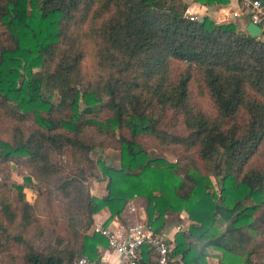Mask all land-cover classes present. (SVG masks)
Here are the masks:
<instances>
[{
	"label": "trees",
	"instance_id": "16d2710c",
	"mask_svg": "<svg viewBox=\"0 0 264 264\" xmlns=\"http://www.w3.org/2000/svg\"><path fill=\"white\" fill-rule=\"evenodd\" d=\"M186 8L182 0H0V116L17 124L9 141L0 139V163L50 177L57 170L49 153L66 147L76 163L77 155L84 161L86 169L73 167L80 175L104 182L100 197L80 193L63 231L43 250L25 237L39 222L34 204L21 189L16 207L1 197V219L15 233L5 232L0 255L14 243L20 264L97 260L106 240L92 231V214L106 208L108 222L133 196L157 232L167 213H186L190 224L174 233L170 264H208L209 245L248 264L264 246V42L233 21L189 20ZM87 54L98 72L91 80L82 70ZM171 62L184 65L175 80ZM192 71L212 115L189 101ZM166 111L184 135L159 128ZM25 122L35 127L23 133ZM88 127L116 141L117 165L88 155L94 145L80 136ZM143 137L192 151L198 161L150 157ZM259 155L263 163L255 165ZM250 230L263 239L247 249ZM138 264H156L148 247Z\"/></svg>",
	"mask_w": 264,
	"mask_h": 264
},
{
	"label": "rangeland",
	"instance_id": "374dc122",
	"mask_svg": "<svg viewBox=\"0 0 264 264\" xmlns=\"http://www.w3.org/2000/svg\"><path fill=\"white\" fill-rule=\"evenodd\" d=\"M220 22H222V20ZM183 69V64L171 62L169 66L170 79L175 80ZM37 70L38 69H34V71ZM82 70L88 80L93 79L98 73L89 54L82 60ZM188 95L189 101L194 107L203 110L208 115L213 114L211 101L206 95L198 75L193 71L191 72V78L188 82ZM57 98V96L53 95L52 99L56 101ZM82 107L83 104L80 102L79 108L81 109ZM171 114V111H166L164 113L163 122L159 125V128H165L169 132L184 135L185 130L180 121H178L179 119H173ZM104 115V113H101V118L104 117ZM15 125L10 119L0 116V139L9 141L12 134V127ZM18 126L22 129L23 133L35 127L30 122L21 123ZM80 136L84 141L89 139L90 143L94 145L93 150L88 154L92 159L101 157L108 165H117L118 152L115 140L108 139V137L99 134L93 127L85 128ZM141 140L144 149L150 157L163 156L169 161H181L184 160V157H187L194 161H198L196 155L192 151L185 152L180 147L174 145H159L150 137H143ZM69 152V149L65 147L60 153L53 151L49 153L50 160L57 170L50 177L38 176L31 168H27L22 163H0V198L5 197L13 207H16L18 190H22L26 200L35 197L30 203L34 204V213L39 222L37 221L36 225H32L28 229V233L25 237L34 244L37 250H43L48 245L53 246L55 237L59 232L63 231L62 228L65 226V219L73 214L76 208V201H79L78 197L80 193L83 198L87 192L92 195L90 190L93 186L100 189L103 188V184L99 183L100 181L93 178H86L85 174L80 175L79 172L73 168L76 165L86 169V165L78 155L76 156L78 159L76 163L69 155ZM252 162H254L255 165H261L263 163L262 156L259 155L255 157ZM216 167H218V161L214 162L213 168L215 169ZM71 180H74V182ZM212 181L214 183L213 178ZM214 185L216 188V184ZM93 191H95L94 188ZM95 192H93V194H95ZM135 204L143 205L139 198L136 200ZM255 215L258 216L259 212L255 213ZM5 232L12 235L15 233V230L5 225V222L0 216V242H7V239L4 237ZM248 233L251 236V241L247 249H250L263 239V236L256 232L250 230ZM13 244L14 243L9 244V251L7 253L0 255V264L21 263L20 256L22 251L20 250V246ZM244 257L246 256L243 254V258ZM247 263L264 264V246H261L254 253H251L248 256Z\"/></svg>",
	"mask_w": 264,
	"mask_h": 264
},
{
	"label": "built area",
	"instance_id": "2783aa9c",
	"mask_svg": "<svg viewBox=\"0 0 264 264\" xmlns=\"http://www.w3.org/2000/svg\"><path fill=\"white\" fill-rule=\"evenodd\" d=\"M242 13L248 21L260 28V33L256 36L264 42V3L261 0H237ZM234 13V12H233ZM242 13H234L240 17ZM189 20L196 18L194 14L186 12ZM137 196L131 197L125 207L124 212L127 215L143 212L141 205L135 204ZM155 214H153V217ZM180 226L176 229L179 230ZM93 231L102 235L106 240V247L114 255V262L106 258L89 259L86 256H80L72 264H138L142 259L143 247L146 246L155 255L156 264H170V252L173 248V242L161 231H155L152 224L146 217H139L134 222L127 224L121 230H111L107 227L94 225Z\"/></svg>",
	"mask_w": 264,
	"mask_h": 264
},
{
	"label": "crops",
	"instance_id": "0c3cea01",
	"mask_svg": "<svg viewBox=\"0 0 264 264\" xmlns=\"http://www.w3.org/2000/svg\"><path fill=\"white\" fill-rule=\"evenodd\" d=\"M186 5V12L196 15L198 18H202L203 16L207 15L210 19L216 20V14L217 11L220 8H232L234 10V13H242L240 9V5L237 0H228L227 4H213V5H207V4H201L194 2L193 0H182ZM244 15V13H242ZM242 15L240 17H236L235 19H224L222 21H233L237 24V26L240 29H243L244 21L241 19ZM248 21V19L246 20ZM245 21V22H246ZM99 183L103 184V190L100 188H96L93 186V188L90 190L91 194L97 197H100L104 194V182L100 181ZM95 192V194H93ZM35 197H32V199H27L28 202H32ZM109 216V212L106 208H102L99 211L92 214V224L91 229L93 231L94 225H99L105 223L106 226L111 230H121L123 227H125L127 224L134 222L139 217H146L145 211L144 212H138L137 214L133 215H127L124 212V208L118 216H114L110 221L106 222V219ZM190 224V221L187 219V215L184 211H181L177 214V216L167 213L164 216V226L160 230L164 235H166L170 240H172L174 233L177 231L176 227L180 226L179 230H185L187 226ZM103 226V225H102ZM91 229L89 228L87 230V233L91 232ZM173 242V240H172ZM98 253L100 257L106 258L110 262H114V255L111 253L110 250L107 249L106 246L97 245ZM205 254L209 256V263L208 264H216L217 261H222L226 264H239V256L235 253H227L223 250L214 247V246H206L204 250ZM207 256V257H208ZM99 257V258H100Z\"/></svg>",
	"mask_w": 264,
	"mask_h": 264
},
{
	"label": "water",
	"instance_id": "95a60500",
	"mask_svg": "<svg viewBox=\"0 0 264 264\" xmlns=\"http://www.w3.org/2000/svg\"><path fill=\"white\" fill-rule=\"evenodd\" d=\"M261 1L264 3V0ZM233 12L234 10L232 8H220L216 14L217 23H219L225 18L235 19L236 15H234ZM241 19L244 21L243 30L246 31L252 37L258 36V34L260 33V28L257 25L251 23L250 21H246L247 17L245 15H242ZM198 20L201 21L202 19L199 18ZM262 29L264 30V27Z\"/></svg>",
	"mask_w": 264,
	"mask_h": 264
}]
</instances>
